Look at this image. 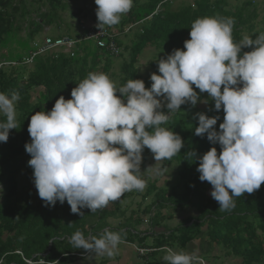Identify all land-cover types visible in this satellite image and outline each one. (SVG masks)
<instances>
[{
  "label": "clouds",
  "instance_id": "1",
  "mask_svg": "<svg viewBox=\"0 0 264 264\" xmlns=\"http://www.w3.org/2000/svg\"><path fill=\"white\" fill-rule=\"evenodd\" d=\"M94 2L100 30H116L115 25L133 7V0ZM234 23L229 17L195 19L183 50L173 49L157 61L159 74H150L148 88L142 79H129L117 87L106 73L90 72L71 90L70 99L60 96L51 110L32 114L25 151L45 206L66 201L72 213L83 215L81 209L96 212L126 192L143 191L144 149L153 154L154 165L180 153L184 148L181 136L162 125L181 105L208 102L201 100L193 86L207 93L215 111L223 110L219 130L214 127L218 115L195 114L194 134L206 135L211 144L220 146L219 153L216 147L202 155L187 153L199 161V180L212 186L210 195L220 211H231L234 197L258 190L264 184V32L235 42ZM245 48L250 50L242 52ZM121 53L120 47L112 57ZM18 100V92H0V115L6 118L0 121V142L6 143L9 130L17 127ZM154 174H160L159 167ZM121 242L120 232L108 229L99 237L86 238L79 230L70 237L74 248L108 257ZM164 251L165 264H205L197 251Z\"/></svg>",
  "mask_w": 264,
  "mask_h": 264
},
{
  "label": "trees",
  "instance_id": "2",
  "mask_svg": "<svg viewBox=\"0 0 264 264\" xmlns=\"http://www.w3.org/2000/svg\"><path fill=\"white\" fill-rule=\"evenodd\" d=\"M38 1L41 5L33 17L21 0L17 4L14 0H0V59L14 62L0 69V92L7 95L19 93L15 105L19 112L17 127L9 130L6 143L0 142V168L10 170L0 200V264H27L25 260L38 262L41 259L45 260V264H67L76 258L81 249L74 248L70 243L74 232L79 230L86 238L99 237L105 229L120 232L123 241L144 248L141 253L135 252L138 258L145 257L144 264H160L157 254L165 252L166 248L194 251L196 247L192 242L198 238H205L209 245L215 244L214 255L225 251L239 264H263L264 184L252 194L244 193L242 197H234L235 207L231 211H220L218 203L207 194L211 185L199 180L196 170L199 161L187 155L190 150L202 155L211 147H216L218 153L220 151V146L211 144L206 135L200 137L194 134L197 126L194 117L198 112H204L209 117L218 115L220 119L214 126L217 130L223 121V110L215 111L207 93H199L195 86L194 90L201 99L208 102L202 103V107L181 105V110L171 113L167 123L162 125L179 134L184 142L180 153L170 160H163L164 164L176 166L175 172L179 179L173 184L166 183L160 187L153 181L148 184L144 194L153 197L152 203L143 211L145 215L151 213L153 206L158 214L166 206L173 211L185 206L194 208L195 214L186 217L181 224L167 228L161 224L162 219H155L159 217L156 213L150 217V224L161 230L142 234L137 230V225L142 223L143 217L126 219L118 227H110L108 219L115 213L106 207L96 212L84 208L80 210L83 215L74 214L66 201L45 206L36 189L28 190L25 200H22L23 194L17 189L16 173L26 153L25 144L31 139L27 131L30 116L37 111L51 110L60 96L70 99L71 90L90 72L116 75L113 70L110 73L114 57L84 39L88 28L77 30L68 26L66 31H59L62 36L79 38L73 56L61 50L51 51L37 55L31 63H26L32 42L39 39L41 29L53 23L59 26V11L67 5V0ZM173 1L133 0L131 10L121 18L119 27L115 26L114 41L128 52V57L119 63V77L114 81L117 87L123 86L129 79H138L135 63L148 45H155L163 53V58L171 54L173 49L183 50V42L190 38L191 24L197 18H233L235 23L232 34L235 42H239L245 35L255 38L264 32V21L261 24L255 22L257 0H236L235 3L230 0H193L189 4H182L178 10L174 8ZM41 6L47 10L42 11ZM80 11L78 8L71 12L74 14ZM125 27H129L127 32H124ZM22 31L25 34L20 36ZM133 31L135 38L126 42L123 37ZM13 46H17L20 52L11 54ZM2 48L8 49L7 53L1 52ZM249 50L245 48L242 52ZM155 72L159 74L157 64ZM150 85V80L145 83L146 88ZM34 90L36 93L33 96ZM5 119L0 115V121ZM152 156L150 150L145 148L141 170ZM110 203L115 205L118 202Z\"/></svg>",
  "mask_w": 264,
  "mask_h": 264
},
{
  "label": "rangeland",
  "instance_id": "3",
  "mask_svg": "<svg viewBox=\"0 0 264 264\" xmlns=\"http://www.w3.org/2000/svg\"><path fill=\"white\" fill-rule=\"evenodd\" d=\"M15 3H19V0H14ZM22 4L25 6L26 9L30 10L31 16L35 17L37 12V8L40 7L41 3L38 0H21ZM193 0H174L173 6L176 10L181 8L182 4H189ZM236 0H230L231 3H235ZM242 1V0H240ZM67 5L64 10L59 11L60 19L58 22L60 23V28L55 23L51 26H45L39 32V38L44 36L45 34H50L52 36H62L60 35L59 31H66L67 27L70 26L74 29L80 30L79 28H89L90 26L97 24V18L95 15L96 5L94 0H67ZM257 16L255 22L261 24L264 21V0H257ZM22 5V6H23ZM263 7V8H262ZM80 8L81 11L79 13L72 14V10H76ZM42 11L47 10L45 6H41ZM17 14V13H15ZM125 15V14H124ZM123 15V16H124ZM17 19H19V15L17 14ZM122 16V17H123ZM121 17V18H122ZM80 25V26H79ZM119 27V24L115 25ZM25 33L22 31L19 35L22 36ZM126 42H130L135 38L134 31L130 33L128 36L123 37ZM27 40L24 41L26 43ZM14 45V44H13ZM21 47V46H20ZM12 51L11 54H17L18 48L17 46L11 47ZM126 48L122 49V53L120 57H114V63L110 70L116 72V75L109 76L111 80L115 81L119 77V63L125 57H128V52L125 50ZM6 48H2L1 52L7 53ZM163 53H160L158 48L155 45H148L142 53L138 56L136 67H137V76L138 79H142L144 83L150 80V74L156 73L155 72V64L161 58H163ZM161 57V58H160ZM102 65V63H101ZM31 66V65H30ZM118 71V72H117ZM35 90L32 92L34 96ZM202 100V99H201ZM202 102L198 101L195 107H202ZM16 111V119L18 118L19 112L15 108ZM31 158L30 155L26 152L23 155V161L19 162V171L16 173V183L17 189L20 193L23 194L22 200H25L27 196V191L32 189L35 190V186L33 183V176H32V168L27 165V159ZM156 161L154 160L153 156L149 158L147 164L142 168L143 178L146 180V187L143 191H131L126 192L123 196L117 200V204L113 205L110 203L108 207L109 210L114 211V216H111L108 219V224L110 227H118L121 223H123L126 219H137L138 217H143V221L140 225H137V230L144 234L150 233L152 231L158 232L161 228L156 226L153 227L151 225L150 217H153L154 214H158V210L155 209L156 207H151V213L149 215H145L143 213L144 209L150 205L153 201L152 195L144 196L148 184L153 181H156L155 184L157 187L164 186L166 183L173 184V182L178 181L179 177L176 171V166L173 164H164L163 161L158 162L157 165H154ZM154 165V166H153ZM152 166V167H151ZM159 167L160 174L155 175L154 169ZM8 168L1 167L0 168V200L1 195L4 192L6 187V179L9 176ZM212 186L207 189V194L211 197ZM116 206L118 208H116ZM195 214V209L191 206H185L184 208H177L175 211L170 207H164L161 209L160 214H158V218L155 219H162L161 224L165 225L167 228H172L178 224H181L185 218L189 216H193ZM133 222V220H132ZM151 239V237L149 238ZM195 245V251L198 252L199 256L202 257L205 261V264H239V261L236 260L233 256H228L225 251L220 252L222 255L217 252L214 255V247L215 244H208L205 238H198L192 242ZM141 250L144 248L138 247L134 243L123 241L118 245V247L114 250V254L111 257L108 256H101L94 253H88L84 249L78 250L76 254V258L73 259L72 262L67 264H144L145 257L143 259L138 258L139 256H135V252L141 253ZM166 253L161 251L157 254V259L160 264H165L162 257ZM40 261V260H39ZM38 262H34L32 264H39ZM264 264V263H263Z\"/></svg>",
  "mask_w": 264,
  "mask_h": 264
},
{
  "label": "built area",
  "instance_id": "4",
  "mask_svg": "<svg viewBox=\"0 0 264 264\" xmlns=\"http://www.w3.org/2000/svg\"><path fill=\"white\" fill-rule=\"evenodd\" d=\"M88 29V32L84 35V39L93 42L99 48L105 49L111 55H117L119 53L120 47L114 41V36L116 33L114 28L105 27L104 29L100 30L96 27V25H93ZM79 41V38L68 36L44 35L32 42V50L30 51L28 57H26L25 62L31 63L37 55L58 49L69 52V54L73 56L74 47ZM11 64L13 65L14 62L0 59V69ZM25 261L27 262V264L34 263L31 260Z\"/></svg>",
  "mask_w": 264,
  "mask_h": 264
},
{
  "label": "bare ground",
  "instance_id": "5",
  "mask_svg": "<svg viewBox=\"0 0 264 264\" xmlns=\"http://www.w3.org/2000/svg\"><path fill=\"white\" fill-rule=\"evenodd\" d=\"M45 35H50V34H45ZM60 49H58V50H53V51H59ZM61 51H63V50H61ZM49 52H51V51H49ZM63 52H65V51H63ZM66 53H69V52H66Z\"/></svg>",
  "mask_w": 264,
  "mask_h": 264
},
{
  "label": "crops",
  "instance_id": "6",
  "mask_svg": "<svg viewBox=\"0 0 264 264\" xmlns=\"http://www.w3.org/2000/svg\"><path fill=\"white\" fill-rule=\"evenodd\" d=\"M195 251V250H194Z\"/></svg>",
  "mask_w": 264,
  "mask_h": 264
}]
</instances>
